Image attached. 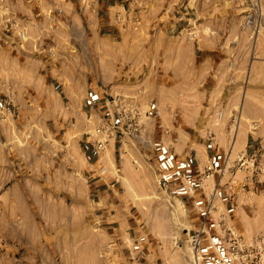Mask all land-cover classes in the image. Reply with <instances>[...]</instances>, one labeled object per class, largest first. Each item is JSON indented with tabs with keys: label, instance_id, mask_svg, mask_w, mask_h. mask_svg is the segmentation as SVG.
Masks as SVG:
<instances>
[{
	"label": "rangeland",
	"instance_id": "obj_1",
	"mask_svg": "<svg viewBox=\"0 0 264 264\" xmlns=\"http://www.w3.org/2000/svg\"><path fill=\"white\" fill-rule=\"evenodd\" d=\"M6 2L18 25L6 31L0 20V96L10 104L0 118V264H190L189 237L204 222V249L213 234L210 252L264 264V149L249 170L239 150L237 169L210 177L206 152L186 193L162 186L153 153L220 147L224 166L235 126L264 123L242 107L260 76L250 63L264 58V29L255 40L243 27L248 0H130L137 29L79 0ZM97 83L104 100L125 96L138 109V134L117 132L123 104L110 113L87 103ZM102 125L108 142L90 162L83 147ZM102 176L118 179L105 195L94 184Z\"/></svg>",
	"mask_w": 264,
	"mask_h": 264
},
{
	"label": "crops",
	"instance_id": "obj_2",
	"mask_svg": "<svg viewBox=\"0 0 264 264\" xmlns=\"http://www.w3.org/2000/svg\"><path fill=\"white\" fill-rule=\"evenodd\" d=\"M117 2H120V0H98L97 4L98 7V15L101 18V21L103 22H109L111 23L112 19L109 17V12L112 11V8L117 4ZM81 1L79 0V2ZM197 36V35H196ZM262 54H264V50L262 51ZM261 62L256 66L257 68L254 70V64L253 62L250 63V72L258 74L259 81L258 83L253 87L254 90H256V94L259 93V98L255 94L253 97H246L242 101V107H246L247 113L249 114V117L256 120H262L264 121V58L260 60ZM108 91L101 87L99 83L97 85H91L88 89V97L86 99L87 103H90L92 106L98 105V107L105 106V100L104 98L107 97ZM122 108L118 107L117 109ZM116 109V110H117ZM106 110V109H105ZM107 111V110H106ZM216 111V110H215ZM222 112V116H219V112ZM227 116L224 114L223 110L220 109L218 111V116L220 119ZM229 116L225 117V120ZM234 128V134L233 139L231 143V147L229 150V159H232V156L239 150H245L246 153L257 155L261 152H263L264 149V123L261 122L260 126L252 128L248 123L242 124L238 123V126H235ZM119 129H117V132ZM239 133V134H238ZM90 137L92 139H90ZM234 138H236L234 140ZM235 141V142H234ZM95 142V136H88L86 143L83 147V152L88 161H97L98 154L93 143ZM236 145H233V144ZM233 145V146H232ZM233 148V149H232ZM110 149V148H109ZM206 152L209 156L208 162L211 163L214 167H219L222 163V160L224 158V152L219 147L217 150H215V153L210 155V153L202 149H192L191 151L185 152V154H179L175 151H169L167 153L161 152L159 149H156L153 151L155 158H157L159 162V168L161 170V175L170 181L171 188L178 193H186L190 189V187H193V183L196 181H199L201 176L203 174V164L205 161ZM232 155V156H231ZM98 175V174H95ZM247 179V182L251 184V181ZM116 181L113 179L111 182L104 181L103 176L98 177L96 181H94L95 184V190L100 195H105L109 193L114 187L116 186ZM216 195V194H215ZM218 236V235H217ZM206 234L204 235V240H206ZM220 237H215V235L211 234V240L209 241L207 248L205 249L207 258L205 260V264H232L228 262L223 254L220 253H212L210 250L215 245L218 248V243L216 240H219ZM213 245V246H211ZM219 249V248H218Z\"/></svg>",
	"mask_w": 264,
	"mask_h": 264
},
{
	"label": "built area",
	"instance_id": "obj_3",
	"mask_svg": "<svg viewBox=\"0 0 264 264\" xmlns=\"http://www.w3.org/2000/svg\"><path fill=\"white\" fill-rule=\"evenodd\" d=\"M129 1L130 0H120V2H117V4L114 6V8L116 9L114 11L109 12V17L110 19H115V21L118 22H121L125 17V19L127 20L126 24L128 25L129 22H132L130 28L137 29L139 23V16L137 11L130 13ZM81 2L84 7L88 8V7H93V5H95V3L98 2V0H81ZM123 11L125 13H123ZM0 20H2L3 22L2 25H4L3 27L6 31H12L18 25L15 15L11 10L10 6L7 4L6 0H0ZM112 22L113 21H111V23ZM243 27L249 31L250 36L253 39L257 40L261 30L264 29L263 0H248L247 9L245 11V15L243 19ZM195 28L196 27H193L192 29L189 28L187 30V36L191 39L196 38L197 33ZM184 29L185 27H183L180 30V32H182ZM26 33L27 31L25 28H20L18 36L21 39H25ZM105 103H106L105 106H107V111H109L110 113H112L111 111L112 105L121 106L120 104H123L122 108H119L114 112L115 123H117L116 126L118 127L121 133H125V134L128 133L135 135L141 131L138 121L139 111L137 108L124 107L126 104H128L127 98L125 96L113 97V99L108 97L105 99ZM9 108H10V104L8 100L5 97L0 96V118L2 117V113ZM220 116H222L221 111H220ZM105 136H108V129L106 128V125H102L97 128L95 142L93 143L97 153H100V150L104 149L105 145L108 142V138ZM226 160L224 166H219L216 168L213 165H209L207 169V176L210 177L212 175V172L214 175V172L225 173L227 170L233 171L234 169H237V165L231 167H229V165L227 166ZM136 163L138 164L137 161ZM238 163L240 165L239 167H244L245 169L249 170L251 168L250 165L251 163L255 165V155L244 153L238 160ZM162 186L171 193H175V191L171 188L170 181L168 179L165 178L163 179ZM227 187L230 190H233L234 184L229 183ZM216 190L218 191V187L216 188ZM206 228H207V223L204 222L198 228L194 229L190 234L189 237V244L191 248V255L189 257L190 264H205L207 255L204 249L203 241H204V235L207 233ZM229 242H232V247L241 245V239L235 237L234 234L230 237ZM232 253L234 254L235 252L232 251ZM230 258L231 257H229V259Z\"/></svg>",
	"mask_w": 264,
	"mask_h": 264
},
{
	"label": "bare ground",
	"instance_id": "obj_4",
	"mask_svg": "<svg viewBox=\"0 0 264 264\" xmlns=\"http://www.w3.org/2000/svg\"><path fill=\"white\" fill-rule=\"evenodd\" d=\"M219 116H220V112H219ZM237 124V123H236ZM237 126H238V124H237ZM236 128V127H235ZM97 130V129H96ZM239 134V133H238ZM235 135V134H234ZM236 138H234V140H235ZM235 142V141H234ZM233 145H236L235 143L233 144ZM232 145V146H233ZM233 149V148H232ZM232 156V155H231ZM230 160L231 159H229V157L227 158V160H226V164H227V166L229 165V162H230ZM215 196V193L212 195V198Z\"/></svg>",
	"mask_w": 264,
	"mask_h": 264
}]
</instances>
